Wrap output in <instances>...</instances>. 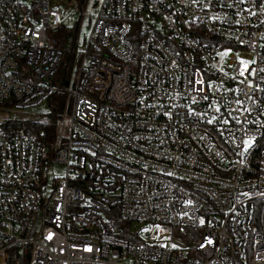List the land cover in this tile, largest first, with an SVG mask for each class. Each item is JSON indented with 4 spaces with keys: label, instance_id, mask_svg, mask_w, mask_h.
<instances>
[{
    "label": "built area",
    "instance_id": "obj_1",
    "mask_svg": "<svg viewBox=\"0 0 264 264\" xmlns=\"http://www.w3.org/2000/svg\"><path fill=\"white\" fill-rule=\"evenodd\" d=\"M56 93L0 117V264H264V0H0V106Z\"/></svg>",
    "mask_w": 264,
    "mask_h": 264
},
{
    "label": "trees",
    "instance_id": "obj_2",
    "mask_svg": "<svg viewBox=\"0 0 264 264\" xmlns=\"http://www.w3.org/2000/svg\"><path fill=\"white\" fill-rule=\"evenodd\" d=\"M67 36V31L59 30L53 38L55 46L63 52V60L58 69V74H63L67 71V69H69L71 58L75 52V41L72 39L70 43H67ZM64 101L65 96L62 93H56L48 100V105L50 107L49 113L43 119H37L34 121H30V123H24V126L32 130H43L45 138L51 141L54 138L55 134V118L59 114L60 108L63 105Z\"/></svg>",
    "mask_w": 264,
    "mask_h": 264
},
{
    "label": "rangeland",
    "instance_id": "obj_3",
    "mask_svg": "<svg viewBox=\"0 0 264 264\" xmlns=\"http://www.w3.org/2000/svg\"><path fill=\"white\" fill-rule=\"evenodd\" d=\"M88 31V27H86L85 22H82L79 27V31L77 33V37L70 36L67 40V43H70L72 39H75L77 48H79L81 39L86 35ZM67 96L65 95V101L60 108L59 114L56 116V123L59 132L63 131L64 123L66 121V117L68 115V104H67ZM50 111V107L46 102H43L40 106L30 107L21 110H7V108L0 106V117L9 118V119H21V120H30L40 116L39 114H48ZM55 116V115H54ZM54 118V117H53ZM39 119H43L40 117ZM159 236L163 237L162 233H159L156 229L153 230Z\"/></svg>",
    "mask_w": 264,
    "mask_h": 264
}]
</instances>
